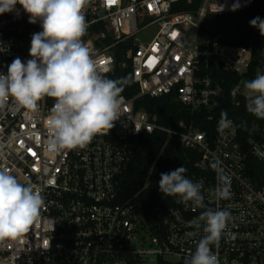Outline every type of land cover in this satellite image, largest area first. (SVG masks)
I'll use <instances>...</instances> for the list:
<instances>
[{"label":"built area","instance_id":"2783aa9c","mask_svg":"<svg viewBox=\"0 0 264 264\" xmlns=\"http://www.w3.org/2000/svg\"><path fill=\"white\" fill-rule=\"evenodd\" d=\"M252 2L91 0L84 10L88 29L82 39L105 76L116 65V51L126 47L121 67H130L138 94L122 96L121 117L108 134L96 135L86 148L55 155L45 151V120L53 99L39 101L36 112L11 100L0 111V169L41 189L45 199L41 217L29 232L0 241V264H106L108 258L113 264H126L123 256H155L160 262L174 259L177 262L170 264H183L204 235L201 231L186 237L192 229L185 222L205 209L178 203L164 208L160 222L150 227L140 209L120 201V176L133 155L125 143L155 134L166 137L164 147L176 138L194 153V172L187 178L203 181L208 208L230 211L231 220L218 246H213L220 264H264V123L255 125L254 135L245 140L230 119L237 126L235 134L217 130L213 137L194 122L165 126L158 116L137 109L143 97H174L192 114L214 110L221 93L219 76H244L253 52L223 44L204 24L209 16L246 13ZM236 3L240 7L232 11ZM217 5H223V11ZM28 19L18 6L0 19V73L7 74L17 57L31 59L32 34L42 28ZM242 90L241 86L237 94L243 95ZM214 159L231 177L230 199L209 198L208 190L218 185L209 166ZM135 243L142 247L134 248Z\"/></svg>","mask_w":264,"mask_h":264},{"label":"clouds","instance_id":"9594fccd","mask_svg":"<svg viewBox=\"0 0 264 264\" xmlns=\"http://www.w3.org/2000/svg\"><path fill=\"white\" fill-rule=\"evenodd\" d=\"M91 0H0V15L16 10L19 4L28 14L30 24L40 23L42 31L32 34L26 62L19 57L8 65L7 74L0 73V111L11 100L15 106L36 112L45 97L54 100L45 120L48 139L45 151L55 155L64 150L83 149L98 134H108L121 117V93L125 78L110 79L102 75L83 41L88 22L84 15ZM223 11V5H217ZM240 7L233 4L232 11ZM19 15V12H17ZM250 25L264 36V19L256 17ZM246 97V110L264 119V74L250 81H241L232 89L233 98L241 91ZM236 125L226 112L221 113L217 130L235 134ZM137 131V130H136ZM216 173L218 185L208 190L209 198H231V177L222 162L214 159L209 165ZM182 165L161 173L158 188L163 196L176 197L177 203L205 209L198 217L185 222L192 231L186 237L204 235L189 251L183 264H220L213 246H218L231 220L227 209L213 210L205 205L203 181L186 176ZM42 190L31 183H21L7 169H0V241L14 239L30 231L45 207ZM181 219L179 215L176 217Z\"/></svg>","mask_w":264,"mask_h":264},{"label":"trees","instance_id":"16d2710c","mask_svg":"<svg viewBox=\"0 0 264 264\" xmlns=\"http://www.w3.org/2000/svg\"><path fill=\"white\" fill-rule=\"evenodd\" d=\"M16 6L20 7L19 4ZM182 9L189 10L190 8ZM6 16L7 13L0 15V19ZM256 17L264 19V0H253L251 9L240 15L209 16L206 19L204 27L209 25L212 34L221 36L223 44L247 47L253 52L252 65L244 76H219L221 93L214 110L192 114L186 111L174 97L161 99L143 97L137 101V109H144L158 116L160 123L165 126L173 125L178 128L182 120L188 125L194 122L195 126L213 137L216 136L221 113L226 112L228 118L236 122L245 140L253 136L255 125H262L264 119H258L248 113L246 97L237 94L233 98L231 91L241 81H250L259 72L264 74V36L260 34L258 28L250 25V21ZM126 51V47H120L116 51V65L106 76L114 80L125 78L127 82L121 95L133 98L138 94V89L130 81V67H121V64L125 62ZM165 141L164 135L155 134L142 135L125 143L132 149L133 155L120 176V201L129 202L140 209L150 227H155L160 222L159 213L164 208L178 205L176 197L163 196L160 193L158 188L160 174L170 172L182 165L187 169L186 176L194 172L195 159H192L194 153L184 149L179 139H172L164 147Z\"/></svg>","mask_w":264,"mask_h":264},{"label":"rangeland","instance_id":"374dc122","mask_svg":"<svg viewBox=\"0 0 264 264\" xmlns=\"http://www.w3.org/2000/svg\"><path fill=\"white\" fill-rule=\"evenodd\" d=\"M263 71H264V66H263ZM260 73L261 72H259V74ZM242 94H243V90H242ZM141 247L142 246L139 243L134 244V248H141ZM147 247L148 244L146 248ZM122 260L126 264H170V261L177 262L174 259H168L166 260V262H160L155 256H147V257L123 256ZM106 264H113V261L108 258Z\"/></svg>","mask_w":264,"mask_h":264},{"label":"snow or ice","instance_id":"6c2138e0","mask_svg":"<svg viewBox=\"0 0 264 264\" xmlns=\"http://www.w3.org/2000/svg\"><path fill=\"white\" fill-rule=\"evenodd\" d=\"M110 2H111V0H110Z\"/></svg>","mask_w":264,"mask_h":264}]
</instances>
